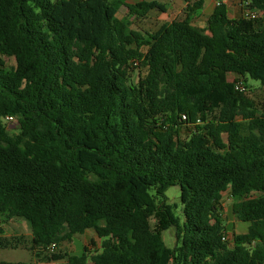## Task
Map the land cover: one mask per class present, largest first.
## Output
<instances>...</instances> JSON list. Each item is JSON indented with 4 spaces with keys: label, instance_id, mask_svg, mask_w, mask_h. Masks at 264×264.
Returning a JSON list of instances; mask_svg holds the SVG:
<instances>
[{
    "label": "trees",
    "instance_id": "obj_1",
    "mask_svg": "<svg viewBox=\"0 0 264 264\" xmlns=\"http://www.w3.org/2000/svg\"><path fill=\"white\" fill-rule=\"evenodd\" d=\"M182 1L184 18L143 33L129 18L165 4L0 0V216L28 222L38 262L264 264V113L236 89L264 86V0L255 18L218 2L203 29L206 0ZM225 193L249 224L232 241ZM88 230L99 249L62 251Z\"/></svg>",
    "mask_w": 264,
    "mask_h": 264
},
{
    "label": "rangeland",
    "instance_id": "obj_2",
    "mask_svg": "<svg viewBox=\"0 0 264 264\" xmlns=\"http://www.w3.org/2000/svg\"><path fill=\"white\" fill-rule=\"evenodd\" d=\"M129 3H133L140 0H127ZM159 2H165L166 13L153 12L145 19H137L135 17L129 18V23L131 28L139 30L143 33L152 32L156 30L163 23L171 22L173 20H180L185 17V3L182 0H157ZM223 2L229 6L230 13L233 15L232 7L236 2L241 3V0H207L205 7L202 10L197 11L193 15V23L198 28H205L207 25V20L209 18L210 11L212 7L216 6V3ZM127 15L126 7L122 6L119 10L118 17L123 18ZM262 13H258V16ZM6 63L10 67L15 66L14 58H6ZM139 69H135L132 72V81L136 82L138 79ZM233 80V76H230ZM246 91L245 94L251 98L256 105L258 113H264V86L257 80L252 79L247 76L244 81ZM6 127L8 131L12 134L18 132V122L17 120L8 121L6 120ZM168 203L176 207V215L183 218L182 215V203L180 200V188L177 185L171 186L167 189L165 193ZM232 198L229 197L228 193L224 194L223 197V220L228 228L227 238L232 241V233L242 234L246 233L249 224L246 222H240L231 213V203ZM19 219L16 223L10 224L4 216H0V227L5 229L10 233V236H4L0 239V264H21V263H32V264H66L64 261H52V262H38L35 259L30 231L31 228L28 222L23 218ZM7 221V222H6ZM7 224H6V223ZM152 225H155L158 230L160 228L157 226L155 218L152 220ZM91 233V234H90ZM95 235V236H93ZM95 232L91 230L89 234L77 235L71 241H66L61 245V249L64 252L80 254L83 251L84 246H88L91 252L99 249L100 240H98ZM161 237L163 238L165 244L168 247H174L175 239V229L170 228L168 230L162 231ZM97 239V241H96ZM98 246L94 247V244ZM92 264V263H89Z\"/></svg>",
    "mask_w": 264,
    "mask_h": 264
},
{
    "label": "crops",
    "instance_id": "obj_3",
    "mask_svg": "<svg viewBox=\"0 0 264 264\" xmlns=\"http://www.w3.org/2000/svg\"><path fill=\"white\" fill-rule=\"evenodd\" d=\"M207 1V0H206ZM161 3H163V4H165V2H161ZM206 3V2H205ZM166 5V4H165ZM204 7H205V5H204ZM214 8H215V6L214 7H212V9H211V11H210V14L213 12V10H214ZM227 8H228V14H229V16L230 17H232V18H234V17H239V16H241V14H242V11H241V6H240V3H238V2H236V4L232 7L233 9H232V12L234 13L233 15L230 13V8H229V6L227 5ZM153 12H155V11H153ZM153 12H151V13H153ZM166 12H167V10H166ZM165 12V13H166ZM150 13V14H151ZM149 14V15H150ZM209 14V15H210ZM149 17V16H148ZM230 76H233V79L235 78V76L234 75H232V74H230L229 75V79H230ZM231 80V79H230ZM229 194V193H228ZM19 219H16V218H12V219H9V220H7L10 224H13V223H16L17 221H18ZM6 221V222H7ZM5 222V223H6ZM7 224V223H6ZM1 226V225H0ZM3 231V233L2 234H0V239L1 238H3L4 236H10V233H8V231L7 230H5V229H3L2 230ZM89 232H91V230H88V231H86L84 234H82V235H85V234H89ZM91 234V233H90ZM30 235H31V231H30ZM93 236H95V235H93ZM31 238H32V235H31ZM95 238H97V237H95ZM99 240V239H98ZM96 241H97V239H96ZM100 242V241H99ZM61 248V247H60ZM60 261H64V260H60ZM66 264H67V262H66Z\"/></svg>",
    "mask_w": 264,
    "mask_h": 264
},
{
    "label": "built area",
    "instance_id": "obj_4",
    "mask_svg": "<svg viewBox=\"0 0 264 264\" xmlns=\"http://www.w3.org/2000/svg\"><path fill=\"white\" fill-rule=\"evenodd\" d=\"M216 4H219V3H216ZM249 5H250L249 0H244V1H242L240 3V6L244 9V11H245V13H246L247 16H249L251 18L257 17L258 11L253 10V9H250L248 7ZM236 89L238 91H240V92H245L246 91V87L242 83H238L236 85ZM7 120L8 121H12V120H15V118L12 117V116H9V117H7ZM223 239H225V237ZM55 249H56V246L55 245H52L51 248H50L51 251H55Z\"/></svg>",
    "mask_w": 264,
    "mask_h": 264
}]
</instances>
